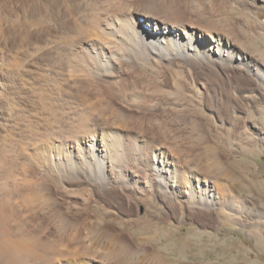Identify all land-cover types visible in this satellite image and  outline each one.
Listing matches in <instances>:
<instances>
[{
	"label": "bare ground",
	"instance_id": "6f19581e",
	"mask_svg": "<svg viewBox=\"0 0 264 264\" xmlns=\"http://www.w3.org/2000/svg\"><path fill=\"white\" fill-rule=\"evenodd\" d=\"M234 1L0 0V264H67L72 254L60 247L68 228L81 244L78 261L94 264L82 224L63 211L85 182L137 196L140 219L163 208L162 224L193 212L228 225L249 207L246 194H263L264 180L234 160L211 153L214 171L232 182L221 186L212 168L189 166L178 150L169 156L162 142L196 99L229 105L217 100L216 80L232 69L264 83L228 16H251L246 5L264 12V0ZM256 128L255 140L264 139ZM191 146L182 149L188 156Z\"/></svg>",
	"mask_w": 264,
	"mask_h": 264
},
{
	"label": "rangeland",
	"instance_id": "374dc122",
	"mask_svg": "<svg viewBox=\"0 0 264 264\" xmlns=\"http://www.w3.org/2000/svg\"><path fill=\"white\" fill-rule=\"evenodd\" d=\"M240 1H234L235 5L241 7ZM249 6L246 5L245 10L264 23L263 10L256 9L252 14V7ZM228 16H231L235 32L244 38L245 52L247 50L259 67L264 69V26L255 28L251 16L245 17L234 9L229 11ZM255 29H261V34ZM23 58L29 60L32 57L28 54ZM20 63L23 65L15 67L22 72L26 66L23 67L24 62ZM238 71L232 69L228 78L216 80L217 100L229 102V105L218 102L217 106L207 97L196 99L190 106H193L192 111L184 112L175 122L167 124L166 138L162 141L166 144L164 147L169 156L172 157L178 150L177 153L183 154L189 166L193 164V168L197 169L198 166L199 170L212 168L211 171L215 173L212 172V175L217 182H221V186L232 182L214 171L216 161L223 163L225 160H234L245 168L250 179L264 180V139L255 140L258 137L256 127L264 128V83L246 72ZM194 119L197 122L191 123ZM191 143L193 152L188 156L185 154L187 150L182 149ZM241 146H246L249 152L244 154ZM213 151L221 157L219 161L211 157ZM82 184L71 191L73 196L68 197V204L65 203L67 205L63 211L82 224L81 232L86 235L88 254L97 260L94 264H264V201L261 202L264 189L260 197L246 194L249 207L241 214H234L235 218L228 225L224 224L225 221L222 223L219 215L214 213L204 218L193 212H187L188 216L180 223L171 217L167 223L162 224L159 220L163 216L169 217L163 208L150 209L151 214L146 216L149 221L143 220L140 218L144 216L145 204L137 201V196L128 200L118 189L96 190L89 183ZM64 189L59 188V191L70 192L69 186ZM155 200L152 204L159 205L158 199ZM191 229L194 233H191ZM74 232L72 228L65 230L69 242L64 240L60 248L65 256L69 252L68 256L72 254L66 260L67 264H83L78 261L84 256L79 247L81 244L78 245L72 237ZM258 238H262V242L258 243ZM235 242L245 248V254L237 248ZM240 254H244V258Z\"/></svg>",
	"mask_w": 264,
	"mask_h": 264
}]
</instances>
